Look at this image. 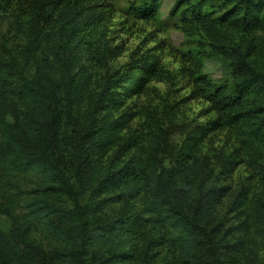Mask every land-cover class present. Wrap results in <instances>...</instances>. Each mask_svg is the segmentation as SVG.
<instances>
[{
    "label": "trees",
    "instance_id": "obj_1",
    "mask_svg": "<svg viewBox=\"0 0 264 264\" xmlns=\"http://www.w3.org/2000/svg\"><path fill=\"white\" fill-rule=\"evenodd\" d=\"M98 6L0 0V25L25 41L19 65L0 29V213L9 212L13 174L33 172L28 214L58 243L49 253L19 229L0 227V264H243L255 251L264 264V192L235 197L230 210L239 222L224 241L208 223L227 187L193 196L205 171L199 141L214 131L232 132L239 144L224 171L245 162L264 187V0L176 1L184 30L208 40L196 59L226 62L229 78L197 75L196 91L216 116L195 128L166 169L157 164V130L131 131L135 114L123 109L163 69L141 53L111 72L108 61L119 54ZM159 7L142 0L132 9L156 19ZM103 68L100 78L88 72ZM64 138L71 166L60 155Z\"/></svg>",
    "mask_w": 264,
    "mask_h": 264
},
{
    "label": "rangeland",
    "instance_id": "obj_2",
    "mask_svg": "<svg viewBox=\"0 0 264 264\" xmlns=\"http://www.w3.org/2000/svg\"><path fill=\"white\" fill-rule=\"evenodd\" d=\"M176 1L160 0L156 19H145L138 17L132 9V6L140 4L142 0H94L99 4V9L106 10L104 32L109 44L117 47L116 52L119 54L108 61L111 72L120 69L130 60L131 55L141 53L156 57L163 69L164 75L148 82L141 92L132 94L123 109H129L135 114L130 123L131 131L146 133L150 127L157 130L160 139L155 155L157 164L164 169L174 165L178 153L188 143L187 140L195 138L192 137L195 128L204 126L216 116L209 101L196 91L197 75L202 74L218 83L229 78L226 62L213 59L209 55L196 59L199 57V51L207 53L208 40L203 35L190 36L184 30L180 15H174L172 12ZM0 29L6 34L8 47L16 57L17 64L21 65L23 61L20 52L24 48V39L15 37L8 30L7 23L0 25ZM1 40L0 32V42ZM27 67L33 77V66ZM88 72L92 74V78H100L105 69ZM131 131L125 130L129 134ZM147 142L148 140L145 146ZM66 143L64 138L60 155L67 165L71 166L68 152L70 146ZM238 146L235 135L226 130L214 131L199 141V156L205 163V171L197 182L193 196L211 187H227V195L217 206L208 223L212 233L223 241L227 238L229 227L239 222L236 213L230 210L235 197L240 193L249 192L252 195L254 192H264L257 175L253 174L245 162L238 163L232 172L224 171L226 157ZM11 178L13 189L10 195H14L9 198L12 199L11 203H7L9 212L0 213L1 229L6 234H15L19 229L27 242H36L44 251L52 252L58 247V243L49 237L42 223L30 219L28 214L30 191L37 184L35 174L17 171ZM261 255V251L250 252L242 263L257 264Z\"/></svg>",
    "mask_w": 264,
    "mask_h": 264
}]
</instances>
